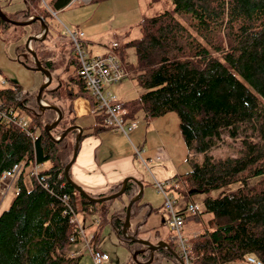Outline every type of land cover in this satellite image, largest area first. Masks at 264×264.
<instances>
[{
    "label": "trees",
    "instance_id": "obj_1",
    "mask_svg": "<svg viewBox=\"0 0 264 264\" xmlns=\"http://www.w3.org/2000/svg\"><path fill=\"white\" fill-rule=\"evenodd\" d=\"M24 1L34 5L40 0ZM104 1L108 0L91 2ZM171 1L174 12L141 19V36L124 46L136 51V65L127 69L145 92L123 105L131 120H137L139 111L146 119L175 112L190 153L205 156L202 163L189 157L191 170L174 178L181 185L179 193L207 195L204 208L213 216L209 221L212 229L199 233L186 245L191 263L227 264L246 261L248 256L264 263V0ZM48 4L60 10L70 0H50ZM0 10L16 22L35 16L46 23L50 14L48 8L37 15L8 13L1 4ZM12 26L0 17V36ZM22 27L29 28L30 36L42 32L38 19ZM49 35L50 30L31 46L52 76L42 93L50 107H42L38 93L25 92L20 85L0 89V179L14 165H24L17 181L18 193L10 208L0 214V264H79L81 257L72 256V247L81 237L72 216L80 212L98 215L100 228L109 223L122 245L143 264H185L174 237L166 241L168 248L156 250L139 242L141 230L153 213L143 197L133 201L128 236L124 235L127 207L140 191L136 181H128L117 198L119 206L111 214L115 199L90 202L67 181L65 169L73 158L79 131L62 135L76 125L74 101L86 99L92 108L96 101L79 75L73 48L64 60V71H72L65 80L53 77L56 59L48 54ZM25 64L36 67L33 61ZM55 80L58 86L49 89ZM53 107L63 116L49 134L47 129L58 117ZM23 115L32 119L27 130L17 124ZM94 119L93 126L84 128L78 151L83 138L108 129L102 114H95ZM225 138L241 141L240 155L225 159L210 156V150ZM34 164L49 167L42 172L43 180L30 175L32 187L27 188L25 169ZM252 179L258 180L250 185ZM240 183L242 187L236 191L210 195ZM122 187L120 183L106 194L91 196H110ZM200 217L185 216V221ZM98 239L99 235L95 237Z\"/></svg>",
    "mask_w": 264,
    "mask_h": 264
},
{
    "label": "rangeland",
    "instance_id": "obj_2",
    "mask_svg": "<svg viewBox=\"0 0 264 264\" xmlns=\"http://www.w3.org/2000/svg\"><path fill=\"white\" fill-rule=\"evenodd\" d=\"M47 1L50 3V0ZM0 4L3 7V10L8 13L26 11L32 15H37L39 12L46 9V5L42 1H39L34 5H29L24 0H0ZM49 11L50 14L46 18V25L50 30V35L46 44L47 48L50 50L48 54L56 59V70L53 72V77L59 76L62 80H65L68 73L72 71V68L69 72L64 71L66 67L64 60L70 55L73 48V44L68 35L69 30H79L84 32V50L88 56L104 55L111 52L125 65L126 68H128L130 65H136L137 56L134 48H124V46L129 40L141 36V30L138 25L140 20L146 17H154L164 11L174 12V5L171 0H108L100 3L74 1L63 9L58 10L52 7V9L49 8ZM35 35L40 36L41 33ZM29 37V28L16 25H13L11 29L0 36V89L17 84L22 86L25 92L39 93L46 83L47 78L42 71L25 64V62L29 61L34 62L31 52L28 49H17L19 46H26ZM56 80L53 81L49 89L52 90L58 86ZM110 89L123 102L135 100L145 92V90L134 80V74L131 72L130 74L125 75L118 84L112 85ZM44 104L46 103L44 102ZM136 118L138 120L139 129L141 127L140 130H144L145 132L139 137V141L135 139L137 147L145 145L144 138L147 137L149 132L151 133L148 135V138H151L150 142L154 143L156 148L162 147L159 144L158 138L161 136L168 138L170 149L177 160L178 176L176 177H180L191 170L192 166L188 160L189 157H193L194 161L198 163L204 161L205 156L203 154L190 153L188 150L186 142L181 135L179 119L175 112H170L167 115L158 118L146 119L144 112L139 111ZM90 120L95 122L94 117L90 115V117L84 119L83 125H87L85 123ZM157 120L158 122H162L161 120H163V122L155 128L154 122ZM121 133L124 134L123 132ZM129 137L135 138L132 131L129 132ZM130 145L132 146L131 143ZM241 146L242 144L240 140L225 138L224 141L220 142L216 147L210 150L209 155L214 158L223 159L237 157L240 155ZM132 148L136 154V147L134 148V146H132ZM159 161L160 158L153 160L145 158L144 161L138 157L135 160V164L138 175L140 174L143 180L140 181L135 176H128L123 180L125 182L126 179L132 178L143 185L144 191L142 199L148 205V208L151 207L153 209V213L147 219V223L141 230L140 240L146 241L152 245L166 242L169 238L176 236V233L170 231L165 224L168 217V212L164 207L166 198L163 192L156 186L155 179L151 173L152 164ZM48 167L49 164H44L41 169L45 170ZM31 169L32 167L25 169L24 183L27 188L32 187V181L29 174ZM257 180L258 179H252L249 181V184L253 185ZM175 182L176 181L173 179L170 181L169 186H164L165 191H167L172 201H174L175 210H182L186 204L192 203L199 204L203 209V213L199 220L188 219L185 221L182 228L181 233L185 244L188 245L196 235L212 229L209 226V221L213 216L204 208V199L207 195L200 193L184 195L179 193L177 190L170 187L175 184ZM3 187L4 186L0 184V191L4 190ZM17 187V181L13 182L11 190H8L5 195H1L0 214L10 208L16 196L15 192ZM240 187H242L241 183L231 185L222 190L213 191L210 195L216 197L222 192L236 191ZM186 191L187 190H185V192ZM119 204V200L115 199L111 205L110 214L119 206ZM89 215L86 216V214L80 212L78 218L81 225L86 230L87 235H90L91 233V235H93L94 232L101 231V236L106 237L103 251L109 255L110 259L103 264H143L141 259H135L130 250L122 245L109 223L100 228V217L98 215ZM86 217H92L95 224L98 225L94 224L88 227ZM176 241L179 242V238L176 237ZM72 251L81 252L79 255L81 257L79 264H95L89 248L86 246V242L83 239L80 243L75 244L72 247ZM245 263L246 261H235L227 264ZM162 264H175V262L166 261Z\"/></svg>",
    "mask_w": 264,
    "mask_h": 264
},
{
    "label": "built area",
    "instance_id": "obj_3",
    "mask_svg": "<svg viewBox=\"0 0 264 264\" xmlns=\"http://www.w3.org/2000/svg\"><path fill=\"white\" fill-rule=\"evenodd\" d=\"M48 8L47 0H41ZM74 1H82L89 3L91 0H70V4ZM69 38L73 44V51L79 61V75L85 81L89 93L96 101V106L92 108V113L102 114L104 117V124L107 128L115 131H121L125 135H128L130 131L137 129L138 121L128 118V110L124 107L123 102L115 95L110 87L114 84H118L121 79L128 75L129 72L125 68L124 64L113 54L107 53L98 56H88L84 50V38L85 34L79 30H69ZM32 119L27 116H21L17 124L23 130H27L31 124ZM136 155L142 160V153L139 149H136ZM43 164H34L30 174L36 179L43 180L42 172ZM24 165L16 164L10 170L5 171L0 179L3 191L1 195H5L8 190H11L13 182H15L23 172ZM164 186H167L165 182H157V187L165 195V210L168 212L166 219L167 228L176 233L179 238L180 250L184 254L185 264H191V258L188 255V251L185 245L183 235L181 233L184 226V215L175 210L174 201L166 193ZM18 189L16 190V194ZM186 213L190 215H198L203 212L202 207L197 203L188 204L186 206ZM72 222L76 223L79 227V236L86 242V246L92 255L95 264H103L108 262L110 257L103 251V245L105 239L99 243L93 241L94 236H87L85 230L82 228L79 222L78 215L72 216ZM127 235V233H125ZM75 239L72 238V241ZM77 253H73V256ZM246 261L249 264H264L262 261L254 256H248Z\"/></svg>",
    "mask_w": 264,
    "mask_h": 264
},
{
    "label": "crops",
    "instance_id": "obj_4",
    "mask_svg": "<svg viewBox=\"0 0 264 264\" xmlns=\"http://www.w3.org/2000/svg\"><path fill=\"white\" fill-rule=\"evenodd\" d=\"M45 103L49 105L48 102ZM74 107L77 117L76 125L80 126L83 130L84 128L93 126V120L85 123L87 125H83L85 118L90 117V115L94 117L89 101L78 98L74 101ZM161 121L163 122V120ZM162 122L155 121V128ZM140 129L137 127L136 130L132 131L135 138H130L129 134L127 138L121 132L111 129H106L97 135L83 138L80 142L76 160L70 170L74 183L88 194L100 196L106 194L112 187L123 183L124 178L128 176H135L138 180L142 181L143 179L140 174L138 175L135 164V160L139 156L135 154L132 146L139 148L143 159L153 160L160 158L161 162H152L151 166V173L155 182H170L178 176L177 160L170 149L168 138L160 135L161 137L158 139L162 147L156 148V145L150 142L151 138H148V135L151 133L148 131L147 137L144 138L145 145L137 147L135 139L139 141V137L145 133L144 130L141 131ZM86 223L89 227L94 225L95 221L92 217H86ZM94 234L99 235L100 239L105 238L104 244L106 243V237L101 236V231H96ZM245 264L248 263L246 262Z\"/></svg>",
    "mask_w": 264,
    "mask_h": 264
},
{
    "label": "water",
    "instance_id": "obj_5",
    "mask_svg": "<svg viewBox=\"0 0 264 264\" xmlns=\"http://www.w3.org/2000/svg\"><path fill=\"white\" fill-rule=\"evenodd\" d=\"M0 17L6 21V22H9L10 24H13V25H16V26H27L29 25L34 19H38L41 23H42V27H43V31H42V36H37V35H31L29 38H28V41H27V48L28 50L31 52L33 58H34V62L36 64V69L39 70V71H42L45 75H46V78H47V81L46 83L44 84V86L41 88V90L39 91L38 93V101L39 103L41 104L42 107L46 108V107H50V105H46V104H43L42 102V93L43 91L47 88V86H49V84L51 83L52 81V76H51V73L44 69L41 62L38 60L37 58V55L36 53L32 50V48L30 47L31 45V42L33 40H43L49 30L48 26L46 25L44 19L42 17H36L34 19H29L27 21H24V22H16V21H13L11 19H9L1 10H0ZM57 113H58V117L57 119L55 120L54 124L52 126H50L48 129H47V132L50 134V131L53 127H55L59 121L62 119V112L56 108V107H53ZM78 130L79 131V134L77 136V144H76V147H75V151H74V154H73V158L71 160V162L67 165L66 169H65V176H66V179L67 181L85 198L87 199L88 201L90 202H104V201H107V200H114V199H117L118 197H120L124 191H125V188H126V185L128 183L129 180H133L132 178H128L125 180V182H123V187L121 189V191H119L118 193H115V194H112L110 196H106V197H101V198H93L91 195H89L87 192H85L80 186L76 185L74 183V181L72 180L71 176H70V170H71V167L73 165V163L75 162L76 160V157H77V153H78V146H79V141L82 137V134H83V129L78 126V125H75V126H72L70 128H68L65 133L62 135V137H64L65 135H67L70 131L72 130ZM61 137V138H62ZM61 138H58L56 139L57 141L60 140ZM136 181V180H134ZM137 184L139 185L140 187V191L138 193V195L132 200V202H130V204L128 205L127 207V216H126V224H125V228H124V233L127 232V229L130 227V217H131V208H132V204H133V201L137 200V199H140L142 196H143V191H144V188H143V185L142 183H140L139 181H136ZM139 242H141L143 245L151 248L152 250H156L160 247H166L168 248V244L165 243V242H160L159 244L157 245H152L146 241H142V240H139Z\"/></svg>",
    "mask_w": 264,
    "mask_h": 264
}]
</instances>
